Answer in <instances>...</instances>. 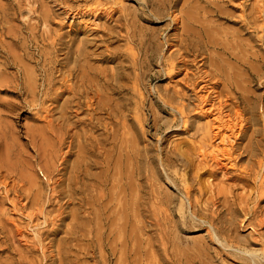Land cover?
<instances>
[{
	"label": "bare ground",
	"instance_id": "bare-ground-1",
	"mask_svg": "<svg viewBox=\"0 0 264 264\" xmlns=\"http://www.w3.org/2000/svg\"><path fill=\"white\" fill-rule=\"evenodd\" d=\"M123 1L124 0H112V5H108L109 7L106 6L105 8V4L102 3L103 1L100 2V0H98L95 1L96 6L91 11L103 9V14L108 15L110 19L113 18L114 11L121 12L120 16L122 18L120 27L123 26L122 28L125 29V34H120V30V33L117 32L118 35L116 38L119 40L123 36L125 40H127V45L125 49L117 48L111 51V54L109 53L108 56H104L102 59L115 61L118 58H122L126 64L117 66L114 70L101 69L94 66L91 63L93 57L91 58V54H89L90 50L87 51V44L84 45L83 43L82 46L80 45L74 49L73 53L76 54L75 57L73 56L74 54H72V50L69 49L66 61L62 64L63 68L58 69V71H61V77L56 81H53V79L47 80V89H44L46 90L48 98L52 101H49L50 104L47 103V106L45 104L46 114L45 117H43L46 118L49 125H52H50L51 128L49 127L50 130L53 129L52 127L55 128V126H57L58 133L60 134L58 137L60 144H64L67 138H69L68 144L66 145L67 150L63 152L64 156H62V161L60 163L62 167L56 168L58 170L57 172L60 174L63 170H67L69 166L68 156L77 153V159L72 162V167L69 172L70 175L69 177L67 176L69 179L68 181H70V183H68L70 192L73 189L71 188L72 182H81L83 178H85V181L82 183L89 189V184L94 186L91 188L94 189L97 187L99 188V183L107 187V184L112 182V186L109 190L110 192H108L110 193V198H108L109 200L107 199L108 201L106 200L104 202L103 200V197H107V193L103 192L104 189L96 193L91 192L92 194L90 193V197H92V200L87 201L84 198L85 201L81 200L84 202H81L82 205L86 204V206H89L90 204H97L102 208L103 212L101 214L97 213L100 219L97 221L101 223V221L104 220L102 223H108L110 230L108 232H102L100 229L104 226L98 229L102 226L98 224L96 225L99 227L96 228L97 231L95 236H91L95 237L91 240L92 242L87 245L83 242L81 243V239L77 237V233H79L82 228L81 224H85L86 228H83L88 229L87 226L90 225L88 220L93 222L98 217H91L90 219H88V217V220L86 219L85 221L84 216H82L83 214L79 215L77 208V210L72 212L75 221L73 220L74 223L69 228V231L75 236L72 237V239H76L77 237L80 239V243L72 241L75 245L68 246L67 244H58L59 246L57 249H53L54 246L51 247V245L44 243L45 245L41 246L42 253L45 257H51L57 250V253L62 257L59 263L62 264H190L197 261L196 258L198 257H200L199 264H208L206 256L209 255L207 253L209 252L210 246L205 241L201 240V242L199 241V243L193 245L194 252L192 253L186 250L185 246V248L183 247L184 249H177L175 246V248H170L171 245H167L171 241L170 233L163 228L165 226L160 228L163 222L161 223L159 213H161L160 211L163 209L160 208L163 204H172L174 195L162 192L156 185V180L164 174H162L159 169L157 163L158 159L155 154L147 149H141L138 146L141 141V132L139 129L137 130L136 128V132L132 137L128 136L129 131L125 129V119L134 110H132V105L137 104L138 106L136 107L139 108L141 107L139 105L145 104V100L147 99L145 97L144 99L142 98L144 94L140 90L145 64L148 65V62L155 64L160 61L159 64L156 63L159 69L154 73L158 77L166 75V77L170 79L186 70L184 76L180 79L183 83L182 86H179L176 80L172 89H166L164 92H159L160 89H157L159 97L164 102V106L158 103L159 107L161 106L163 108L166 105L173 110L172 119L168 121V125H165L167 129H175L181 125L184 126L185 130L193 131L190 135L191 138L186 140L184 145H178L171 152L166 153L165 159L161 158L162 164L166 167V169L164 168L166 171L172 168L171 172L168 173L170 176L168 180L178 185V188H180L182 192L180 194L181 208L183 209L186 206V201L188 200L187 202L193 207L191 211L192 216L199 217L207 221V223L209 222V225H211L213 229L215 228L216 237L218 240L222 241L224 246L218 249V253L221 251L222 255L225 256V259H228L227 261L230 264H264V231L262 232V229H264V205L260 204L262 203V199L264 200V106L261 102L262 99L256 95L254 90V88H261L259 85H264V75L262 72L264 61L263 54L254 48L255 46L252 42L254 40L263 42V23L262 25H260L261 23L257 24V21L261 20L260 18L263 17V3L258 5L254 3L248 11L249 4L246 2L249 0L239 2L243 7L240 14V29L227 32L216 27L217 25L214 24V18L229 19L227 6L233 5L232 3L236 0H200L201 2L203 1L204 4H200L199 2L194 3V0H184V6L178 12L176 11V7L181 0H149L142 8L135 11L134 18L139 16L146 20L155 18L159 21L170 19L168 25L171 26L170 28L174 29L173 36L168 34L163 35L164 41L163 38H159L155 32L148 35H141L140 33L139 35L135 28L136 18L131 19V17H128L126 13H124L125 7L124 4H122ZM98 5H102L103 8H99L101 6ZM260 31H262V34L259 33L261 35H258ZM108 32L109 34L111 33L110 30ZM243 34H248L249 36L243 37ZM256 35H258V37ZM112 36L113 35L110 37ZM137 40H139V42L141 41L142 44H148L145 49L144 57H141V50H135V47L131 45V43ZM166 44L169 45L168 49H171L168 56L165 54L162 55L163 48ZM71 61H73L72 65H70ZM64 66L68 68L63 70ZM45 67L47 66L45 65ZM130 68L131 70L126 72V70ZM25 70L27 76L25 84L29 87L22 86L18 88L19 91H17V93L20 96L28 93V90L32 91L35 90V88L37 89V87H35V82L39 77H35L36 71L31 69ZM139 70H141V72ZM48 75L47 77L50 76ZM129 81H131V84ZM56 83H59V85L55 87ZM52 90L54 91L52 92ZM123 91H126V93L120 97L122 103L120 102L119 108H117V106L114 107V103L112 102L113 97L110 96L111 93H121ZM65 93L68 94V96L60 103ZM126 94H129V96H125ZM36 96L34 98H36ZM23 101L27 102L26 99H23ZM155 103L157 102L155 101ZM151 107L152 106H150V109ZM260 107H262V110ZM100 112L107 113V118L113 119L114 122L111 121L106 123L104 121L105 118L102 120L99 115L97 116ZM57 113H60V115H58L57 121H54L53 116ZM82 113H85V115ZM117 117L123 118V122L121 120L119 121V119L117 120ZM157 119L158 115L154 114V125H157ZM55 122L57 123L55 124ZM53 124L55 125L53 126ZM115 124H117V126L120 125L121 129H123L121 134L119 126L115 128ZM132 124L134 125H132L133 127L136 126L135 121ZM80 125H83L85 129L83 127H81V130L75 129ZM101 127L104 129L106 128V132L109 136L108 139L112 137V142H116L117 137L120 139L119 144L116 142V148L119 150V158L115 162V167L113 166L115 171L111 174H105L103 171L99 173L90 171V166L96 165L99 161L95 163L93 159H88L86 155L88 152H94L93 149L101 145L97 146V142L95 143L92 141L93 135L91 133L89 134L88 131ZM112 127L113 130L109 132ZM245 140H247L246 143H244ZM97 141L99 143L102 142L99 140ZM97 152H100V150H97L96 153ZM110 155L111 153H108L107 157H105L107 165L106 167L104 165V167L107 172H111L109 169H112L113 162L110 160ZM241 159H246V162L240 164L239 161ZM50 163L55 162L51 161ZM181 168H183V173L180 172ZM204 173L216 179L221 174L222 178H220L218 183L214 184L215 186H197L201 174ZM33 175L34 173L32 176ZM32 176L30 179L35 178ZM88 176L95 178L94 182L88 183L90 180ZM86 178L89 179L88 182ZM136 179H142L144 182L138 183ZM228 179H234L235 181L239 180L249 184L254 183L253 194L255 200L253 206L247 210L249 214L252 213V217L247 218V220L260 226L255 228L257 235L255 237L252 236L255 241L261 242L262 246H259L260 248L255 247V242H252V240L249 239L250 237H242L234 231L235 227L233 228V226L234 222L237 224V216L234 215V220L230 218V221H224L223 224H219V218L222 213L228 212L233 215L234 212L240 213L241 210L245 209L244 206L241 205V202L238 203L236 200L232 201L229 199V194L234 188L233 184L229 186L219 185L221 182ZM58 181H61V177L58 178ZM32 182L33 181H31V184ZM77 187L81 188V185ZM77 190L78 189H76V191ZM139 197H147L149 199L147 202H151L154 211L153 214L155 215V218H153L155 221L154 224L160 225L159 232L164 233L162 234L163 237L160 238L161 240L159 242L161 243L159 247L155 244L147 247L143 244H130V241L129 243L126 241V244L122 243L123 240L121 242L119 241L124 233H122V228L125 225H122L123 221L118 222V220L124 219L123 214H125V217L127 216L130 218V220L133 219L132 221L138 220L137 214L141 212L137 213V211H139L138 205H143V203H141L143 198L140 200ZM204 197L207 198L204 199ZM51 198H54V196H51ZM114 200L118 203L116 207L120 205L123 206L124 209L118 208L119 210H116L117 219L113 217V219H115L113 220L111 218L110 222H108L106 220L112 215L110 213L106 214V210L111 207ZM69 203L68 201V204ZM57 204H59V207L57 208L56 214L49 217L47 220L50 232L52 233L63 226L61 222L65 219V215L63 214L66 210L65 205L67 201H59ZM114 211L113 209L112 214H114ZM165 216L166 215H164V217ZM82 219H84V221H82ZM247 220H241L240 222L243 223V221H245L243 224L245 225ZM132 224L131 231L133 232L134 227ZM210 227L207 226L205 230L208 233V238L212 242H215L216 237L213 232L214 230ZM92 228L91 226L89 230H92ZM116 228L119 229V233L115 236L111 233L116 231ZM112 235H114V240ZM221 238H223V240H221ZM150 241L149 239V242ZM229 248L236 249V252L231 251L233 249L230 250ZM144 255H146V258ZM56 257L57 256L54 258ZM82 257L84 258L83 260H81ZM57 258L59 261V257ZM55 261L54 259L52 264L55 263Z\"/></svg>",
	"mask_w": 264,
	"mask_h": 264
},
{
	"label": "rangeland",
	"instance_id": "rangeland-1",
	"mask_svg": "<svg viewBox=\"0 0 264 264\" xmlns=\"http://www.w3.org/2000/svg\"><path fill=\"white\" fill-rule=\"evenodd\" d=\"M95 1L98 0H0V264H52L54 259L56 261L53 264H58L62 257H60L61 255L57 253V250L53 255L59 257V261L58 258H54L55 256L53 255L51 257H45L41 250L42 245H51V247L54 246L53 249H57V247L59 246L58 244H67V246L75 245V243H80V239L81 243L83 242L87 245L92 242L91 240L93 238H95L91 236H95L97 231L96 228H98L100 225L102 226H100L98 229L104 226L103 228H101L102 230L100 229V231L108 232L110 230L108 227V223H102L104 222V220L101 221V223L100 221H97L100 220L98 215L103 212L102 208L97 204H90L91 206H86V204L82 205L81 202H84L81 200H92V197H90L92 193H96L97 191L104 189L103 192L107 193V197H103V200L105 202L108 198H110V193L108 192H110L109 190L112 186V182L108 183L109 185L107 184V187L99 183V188H94L96 189L94 190L91 189L94 186L90 184V189L86 188L87 186H84L82 182L85 181V178H83V181L81 182H72L71 188L73 189L70 192L68 186V183H70V181H68V177L70 175L69 172L72 167L71 164L74 160L77 159V153L68 156V169L61 172L64 175H62L61 173L59 174L56 168L62 167L60 163L62 161V156H64L63 152L67 150L66 145L68 144L69 138H67V141L64 144H60L58 138L60 134L58 133L57 126H55V128L52 127L53 129L50 130L52 125L50 124V126L49 122L46 120V118H44L46 114L45 107L52 101L48 98L46 90H44L47 89L46 82H48L49 79H53V81H56L61 77V71H58V69L63 68L62 64L66 61V56L69 49H71L72 54H74V49H76L80 45L82 46L83 43L84 45L87 44V51L90 50L89 54H91V58L93 57L91 63L101 69L104 68L107 70H114L115 67L126 64V62L123 61L122 58H118L115 61L102 59V57L108 56L109 53L111 54V51L116 50L117 48L125 49L127 40H125L123 36L119 40H117L116 38L118 33L120 32V34H125V29L122 28L123 26L120 27L122 18L120 16L121 12L114 11L113 18L110 19L108 18V15L103 14V9L91 11L96 6ZM111 1L112 0H100V2L105 4V6L103 5L105 8L106 6L109 7L108 5H112ZM148 1L149 0H124L122 2L125 7L124 13H126V15L128 17H131L132 19L135 16V11L142 8ZM241 1L245 0H236L232 3L233 5L227 6V9L229 11V19H216L215 16V18L212 17L215 19L214 24L217 25L216 27H218L222 31L227 32H233L237 29H240V14L241 9L243 8L239 4V2ZM196 2L204 4V2H201L200 0H194V3ZM91 3L94 5H92ZM246 3L249 4L248 11L254 3L257 5L263 3L264 8V0H249ZM98 6H101L99 8H103L102 5ZM183 6L184 0H181L176 7V11H180ZM135 18V28L138 31L139 35L140 33L141 35H148L152 32H155L158 37L161 39L163 38V40V35L168 34L170 36H173L174 29L170 28L171 26L168 25L170 19H163L162 21H159L155 18H150L149 20H146L139 16ZM260 19L261 20L257 21V24L261 23L260 25H262L263 23L264 26V11L263 17ZM109 30L111 31L110 34L108 32ZM259 33L262 34V31L258 32V35H261ZM111 35L113 36L110 37ZM258 35L256 36L258 37ZM248 36V34H243V37ZM254 41H252L255 46L254 48L263 54L264 61V32L263 42H261L260 40ZM141 44L142 43L141 41L139 42V40L131 43V45L135 47V50H141V57H144L145 49L148 44L144 43L142 44L143 46ZM168 48L169 45L166 44L163 48L162 55H169L171 49ZM73 56L75 57L76 54H74ZM72 63L73 61H71L70 65H72ZM156 63L159 64L160 61ZM156 63L152 64L151 62H148V65L145 64V67L143 68L142 75L144 76H142L141 79L142 84L140 85V90L144 94L142 98L144 99L145 97L147 99L145 100V104L139 105L141 106L139 107L140 109L136 107L138 106L137 104L132 105V110H134L125 119V129L129 131V137H132L135 134L136 128L137 130L139 129V131L141 132V141L138 146L141 149H147L151 153L155 154L158 159L157 163L159 165V169L161 173L164 174L163 176L159 177L158 180H156V185L162 192L171 193L174 195V197L172 200V204H163L160 207L163 208L160 211L161 213H159L161 223L163 222L161 226L154 224L155 221L153 218H155V215L153 214L154 211L151 202H147L149 201V199L147 197H139L140 200L143 198L141 200V203H143V205H138L139 211H137V213L141 211L139 214H137L138 220L132 221L133 219L130 220V218H128L127 216L125 217V214H123L124 219L118 220V222L123 221L122 225H125V228H122V233H124L120 237L121 239H119V241L121 242L123 240L122 243L124 244H126V241L128 243L130 241V244H143L147 247H149V245L151 246L155 244L159 247L161 243L159 242L161 240L160 238H162V234H164L163 232H159V229L165 226L163 228L168 230V232L170 233L171 241L167 244L169 246L171 245L170 248L177 247V249H182L185 246L186 250L192 253L194 252L193 245L199 243V241L201 242L202 240L210 246L209 252L207 253L209 255L206 256V261L208 262V264H230L227 261L228 259H225V256L222 255L221 251L218 253V249H221L224 246L222 244V241L217 239L215 228L213 229V227L209 225V222L207 223V221L202 220L199 217L192 216L191 211L193 210V207L189 204V202H187V199L185 206L186 209L185 207L183 209L181 208L180 194L182 192L180 191V188H178V185L173 184L170 180H168L170 179L168 173L171 172L172 168L166 171V167L162 164L161 158L165 159L166 153L171 152L178 145H184L185 141L191 138L190 135L191 132L193 133V131H187L185 130L184 126L181 125L178 128H172L168 130L165 125H168V121L172 119L173 110L166 105L163 108L161 106L159 107L158 105V103H160L162 106H164L163 100H161V98L159 97V92H164L166 89H172L174 86L173 84H175L176 80L178 81L179 86H182L183 83L180 79L184 76L186 70H184L181 74L174 76V78L169 79L166 77V75L158 77L156 76V74H154L155 71L159 69V66ZM45 65L47 67H45ZM65 68L68 67L64 66L63 70H66ZM25 69L36 71V73L34 72L35 77L39 78L35 79L39 81L37 82L35 80L37 82H35V87H37V89L35 88V90H32L33 92L28 90V93H25L24 95H22V97L18 95L17 91H19L18 88L27 85L25 84L27 81ZM130 70L131 68L127 69L126 72H129ZM139 71L141 72V70ZM262 72L264 75V65ZM47 75L49 77H47ZM129 82L131 84V81ZM57 85H59V83H56L55 87ZM259 86L261 88H254V90L256 92V95L260 97V99H262L261 102L264 106V85ZM157 89H160L159 92L157 91ZM53 91L54 90H52V92ZM123 92H116L113 94L111 93L110 96L113 97L112 102L114 103V107L117 106V108H119V105L122 103L120 97L124 95L126 91ZM41 94L44 96H42ZM129 94H126L125 96H129ZM34 95H37L36 98H34ZM67 96L68 94L65 93V95H63V97L61 98L60 103L64 101V98H66ZM22 98L26 99V101L29 103L23 101ZM155 101L157 103H155ZM150 106H152L151 109ZM260 109L262 110V107H260ZM82 114L85 115V113ZM154 114L158 115L157 125H154ZM58 115H60V113L54 114V121H57ZM98 115L102 118V120L105 118L104 121L106 123L113 121V119L107 118L108 115L105 112H100L99 114H97V116ZM118 119L119 121L123 120V118L120 117H117V120ZM134 121L137 127H133L134 125L132 123ZM56 123L57 122H55V124ZM55 124H53V126ZM115 125V128L119 126L121 134L123 132V129H121L120 125ZM81 127L85 129L83 125H80L75 129L81 130ZM112 130L113 127L109 132H111ZM105 132L106 128L104 129L103 127L99 129H91L90 131H88L89 134L91 133L93 135L92 141H94L95 143L97 142V146L101 144V148L96 147L97 149H93L94 152H88L86 153V155L88 156V159H93L95 163L99 161L96 163V165L94 164V166H90V171L95 173L103 171L105 172V174H111L115 171V162L119 158V150L118 148H116V142L117 144H119L120 139L117 137L116 142H112V137L108 139V133L106 132L105 134ZM97 140L102 142L99 143ZM246 142L247 140L244 141V143ZM97 150H100V152H97L98 154L96 153ZM108 153H111L110 160L113 162L112 169H109V171L111 172H107L105 168L107 165V163L105 162V157H107ZM55 154H57L58 156ZM50 160L54 161L56 164L50 163ZM244 162H246V159H241L239 161L240 164ZM181 169L180 172L183 173V168ZM33 173L34 175L32 176ZM30 175L35 178L30 179ZM59 177H61L60 182L58 181ZM88 178H86L87 182L89 180L88 183L94 182L95 178H91V176H88ZM220 178H222L221 174L217 179L211 177L207 173L201 174L197 186H215L214 184L218 183L220 181ZM31 181H33L32 184ZM136 181L138 183L144 182V180L142 179H136ZM79 184L81 185V188L77 187L80 186ZM232 184L234 185V188L229 194V199L232 201L236 200V202L238 203L241 202V205L244 206L245 209L241 210L240 213L234 212L233 215L228 212L222 213V218L220 217V220L218 219L220 221L219 224H223L224 221H230V218L234 220L235 216H237V224L234 222L233 226V228L235 227L234 231L242 237H250L249 239H251L252 242H255V247L260 248L262 246L261 242L255 241L254 238H252V236L255 237L257 235V231L255 230V228H258L260 226L247 220V218L252 217V213H250V215L247 210L248 208H251L253 206L255 200V196L253 194L254 183L249 184L239 180L235 181L234 179H228L221 182L219 185L229 186ZM76 189L78 190L76 191ZM51 196H54V198H51ZM159 198L162 199L161 197ZM205 198L207 197H204V199ZM59 201H67V204L65 205L66 210L63 214L65 215V219L63 220V222H61L63 226L61 225L62 227H59V230H56L54 233H52L50 232V227L47 220L49 217L56 214L57 208L59 207V204L57 203H59ZM68 201L70 202L69 204ZM113 202L112 204L114 206L111 204V207L106 210V214L110 213L112 215L106 220L108 222H110L111 218L113 219V217L117 219V211L119 210L118 208L124 209V207L120 205L116 207V205L118 204L116 203V200H114ZM261 202L262 203L260 204L264 205L263 199ZM77 208L79 211V215L83 214L82 216H84L85 221L88 217V219H90L91 217L98 218L93 222L87 219L88 223L90 222V225L87 226L88 229H85L86 226L82 223L83 226L81 224L82 228L79 233H77V237L80 239H78L77 237L76 239H72V237L75 236L71 234L72 232L69 231V228L75 221L72 212H74V210H77ZM111 209L115 210L114 214H112L113 212ZM97 213L99 214L97 215ZM164 215L166 216L164 217ZM241 220H247L246 224L243 225L245 221L241 223ZM82 221H84V219H82ZM190 222L193 224H191ZM98 224L99 226L97 227L96 225ZM131 224L134 227L133 232L131 231ZM91 226L93 228L92 230H89ZM207 226H211L210 228L214 230L213 232L216 237L215 242H212L208 238V233L205 230ZM116 231H113V233L111 234H114L116 236L117 233H119V229H117ZM263 231L264 229H262V232ZM156 232L159 233L157 234ZM47 235L50 236L48 237ZM114 235H112L113 240ZM139 239L142 240L140 241ZM149 239L151 240L150 242ZM175 239H178V242ZM69 240L71 241V243ZM221 240H223V238H221ZM72 241L75 243H73ZM229 249L231 250L233 248ZM235 250L236 249H233L231 251L236 252ZM144 257L146 258V255H144ZM83 259L84 258L82 257L81 260ZM199 259L200 257L196 258L197 261L190 264H199Z\"/></svg>",
	"mask_w": 264,
	"mask_h": 264
}]
</instances>
